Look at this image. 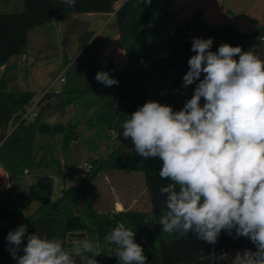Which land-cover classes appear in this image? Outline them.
<instances>
[{
    "label": "trees",
    "instance_id": "1",
    "mask_svg": "<svg viewBox=\"0 0 264 264\" xmlns=\"http://www.w3.org/2000/svg\"><path fill=\"white\" fill-rule=\"evenodd\" d=\"M171 3L172 0H151L150 4H145L143 0H77L75 7H69L61 0H0V66L8 65L12 58L28 53L32 30L68 14L114 13L120 48L128 58V63L119 71L112 60L106 67H101L95 56L86 53L75 59L66 57L65 82L61 91L47 92L42 96L37 105L38 117L33 122L22 118L25 107L34 101L36 94L30 90H9L6 76L10 66H6L3 76L1 74L0 164L17 187L29 174L35 175V182L21 192L2 196L0 264H16L9 251L11 246L7 235L22 224L27 225L23 244L27 243V234L37 232L42 236L60 237L67 248H72L88 234L100 253L95 257L99 264H118L113 254L115 246L106 240L107 234L118 223L135 232V242L143 247L147 264H231L229 252L256 250L250 239L243 236L237 238L234 230L231 236L222 231L214 245L196 239L192 233L180 237L162 232L158 222L165 197L161 195L160 188L168 181L159 177L162 167L159 158L144 160L140 155L125 157L119 151H109L102 159L92 160L93 168L83 183L65 189L58 200L53 199L52 175L41 172L53 168L59 160L52 147L40 146L36 149L38 135H62L64 146L68 147L78 140L81 125L90 128L106 126L112 134L146 102L145 86L149 80L155 79L162 93L168 71L175 70L183 78L189 69L188 60L195 53L191 51V45L181 38L185 37L182 30L178 31V38H162L164 31L174 22ZM184 22L196 23L202 32L201 38H213L211 50L214 52L222 43L240 46L246 51L250 37L264 39V24H258L252 34L238 32L232 23L209 27L201 11L194 12L192 19ZM92 37L91 32L80 35L79 53ZM98 71H107L119 81L118 85L106 87L97 82L95 76ZM54 111L60 112L63 117L71 112L70 120L66 124L45 121V117ZM10 126L15 128L8 133ZM127 172L140 175L142 193L147 198L145 208L140 209L135 199L133 206L128 205L122 210L114 206L104 209L99 203L98 208L92 196H99L101 182L110 177L120 180ZM78 196L75 203L67 205ZM80 201L85 202L86 208L76 213L75 208ZM32 204H37V207L26 217L24 209ZM149 216L152 219L145 224ZM213 253L215 258H210Z\"/></svg>",
    "mask_w": 264,
    "mask_h": 264
},
{
    "label": "clouds",
    "instance_id": "2",
    "mask_svg": "<svg viewBox=\"0 0 264 264\" xmlns=\"http://www.w3.org/2000/svg\"><path fill=\"white\" fill-rule=\"evenodd\" d=\"M61 2L75 7L77 0ZM212 44L211 37L192 39L195 55L182 86L199 82L183 108L149 100L123 121L122 135L144 160L162 161L159 177L168 181L160 188L162 232L192 233L214 245L222 231L231 236L234 230L256 250L238 251L231 264H264V59L227 43L214 52ZM95 79L106 87L119 83L107 71ZM26 232L22 224L7 235L16 264H99L91 240L67 248L62 238L36 232L23 244ZM134 236L123 223L107 234L118 264H147Z\"/></svg>",
    "mask_w": 264,
    "mask_h": 264
},
{
    "label": "rangeland",
    "instance_id": "3",
    "mask_svg": "<svg viewBox=\"0 0 264 264\" xmlns=\"http://www.w3.org/2000/svg\"><path fill=\"white\" fill-rule=\"evenodd\" d=\"M259 1L260 0H225V10L227 11L230 9L231 13L234 15V17H236V20L233 23V27L238 32L243 34H252L258 24H264V8L262 9V11L260 10ZM172 19H174L172 20L174 22H172L169 27H175L177 25L178 20H175L174 15ZM98 27H91L90 29L86 28L87 30L83 31H94L97 30ZM47 28L46 26H43L38 29H34L29 33V53L27 54L29 57L35 58L36 53H38L39 51H44L51 46V35ZM116 33L117 25L115 21H113L109 23L106 29L99 35V38L97 39V43L99 45H96L92 48L97 53V63L101 67H105L109 63V57L106 56V52L104 51V49L107 45L111 44ZM77 45L79 44H77V42L73 39L71 45L69 46V44H67V48L65 47L70 57L76 54L78 49ZM86 50V47H84L80 53L78 52L76 58L81 55V53L88 54ZM248 50L259 55L261 59H264V42L261 38L250 37L247 40L246 44V51ZM14 59L19 61L20 66L18 67V69L16 68L8 71L6 78L9 81V90L11 92H20L25 89L23 88V85L27 84L28 65L26 63L27 61H25L26 56H20ZM3 68V66H0V74H2V76L4 75ZM62 69L63 65H61V67L59 66V69L55 71V75L53 76V78L61 73ZM65 71L61 76L64 75L65 77ZM202 78L203 75L201 76V79ZM58 79L60 80V78ZM59 80H57L58 83L56 84V87H58V89H61L64 84ZM182 85L183 78L181 77V75L175 70H170L166 74L162 93L159 92V87L155 79H151L147 82L145 86L147 95L146 102L149 100L157 101L162 104L172 106L174 111H179L183 108L185 102L192 97L196 83L194 85H189L187 88H184ZM41 98V96H38V99L35 98L30 106L34 107L37 100H40ZM203 103L204 101L202 98L201 104ZM69 114L71 115V113L68 112V114L63 117L60 112L54 111L45 117V121L49 122L50 124H66L64 123V120ZM69 120L70 119H68L67 121ZM13 128L15 127L10 126L8 129V133H10ZM120 130L122 131V128H120ZM40 146H45L47 148L52 147L54 150V155L59 160L53 168L41 171L46 174H51L54 179V200H58L63 195L65 189L76 186L79 183H83L84 178L90 172L88 169V164L91 163L92 160L101 159L105 157L109 153V151L116 149H118V151L123 156L138 155L134 151V144L131 141V138L125 139L122 134H110L106 126L90 128L86 125H81L79 128L78 140L71 143L68 147L64 146L62 135H56L55 137L38 135L36 141V149ZM29 175H31L30 180H32L29 183H34L35 175ZM29 175H26L23 178L20 187H17L13 181V183L2 194V196H8L9 194H13L15 192H21L26 188L28 189L29 185L24 183V180ZM141 181L142 180L140 175L132 172L124 173V175L120 177V180L110 177L109 180L107 179L104 182H101L100 189H98L99 192L97 193V196H99L92 197L95 199V203L98 208L99 203V205L103 204L104 209H110L114 206L117 210H122L128 205L133 206V199H135L137 200L136 204H139L138 207L140 209H143L147 205V198L144 193H142L143 187ZM98 198L101 200V202H99ZM36 207L37 206L35 204L26 207L24 209V215L26 217L31 215L35 211ZM85 208V202L80 201L78 206L75 208V212L81 213L85 210ZM1 216L2 215L0 212V218ZM85 239L90 240L88 234L87 237L84 238V240ZM84 240H81L80 243ZM236 253L237 252L232 251L229 252V255L233 259Z\"/></svg>",
    "mask_w": 264,
    "mask_h": 264
},
{
    "label": "crops",
    "instance_id": "4",
    "mask_svg": "<svg viewBox=\"0 0 264 264\" xmlns=\"http://www.w3.org/2000/svg\"><path fill=\"white\" fill-rule=\"evenodd\" d=\"M224 2L225 0H172L171 11L175 17V20L178 21L192 19L194 12L201 11L203 12V20L209 27H212L216 24H233L236 20V17H234L230 9L227 11L225 10ZM259 8L262 11V9L264 8V0L259 1ZM113 21H115L117 25V33L116 35H114L111 44L107 45L104 51L106 52V56L109 57L108 61L112 60L117 67H124L128 63V58L125 51L120 48L121 41L119 36L118 24L114 13L68 14L63 18L54 20L53 22L46 25V28L48 27L47 29L51 35L50 47H48L44 51H39L38 53H36L35 58H31L27 55L29 53L28 48V53L24 55L26 56L25 61H27L26 63L28 65V80L27 84L23 85V88H25L24 90H30L34 92L36 94V99H38V96L42 97L47 92H58L59 90H61L62 88L58 89V87H56V84L58 83V78H60L62 73L66 70L64 67L65 58H76L79 49V45H77L78 49L76 54L70 57L67 53V49H65V47L67 48V44H69L70 46L73 42V39L77 42V44H79V36L83 32H91L93 33V37L85 46L88 50H86V52L89 55L95 56L97 58V53L92 48L96 45H99L97 43L99 35L106 29L107 25H109V23ZM91 27H98V29L94 31H83L87 30L86 28L90 29ZM92 42L93 45H90V43ZM14 58L10 60L8 65L3 66L4 71L6 66H10V70L16 68L18 69L20 63ZM61 65H63L62 72L59 73L55 78H53V76L55 75V71L59 69V66L61 67ZM38 101L39 100H37V102ZM69 115L65 118L64 123H67V120L70 119ZM114 133L116 135H121L122 131L119 128ZM116 151H118V149H116ZM30 179L31 175L27 176L24 180V183L29 185V187L33 184V182L29 183L32 181ZM11 184L12 180L10 175L3 169L0 164V202L2 200V194L8 189ZM35 205L37 206V204Z\"/></svg>",
    "mask_w": 264,
    "mask_h": 264
},
{
    "label": "built area",
    "instance_id": "5",
    "mask_svg": "<svg viewBox=\"0 0 264 264\" xmlns=\"http://www.w3.org/2000/svg\"><path fill=\"white\" fill-rule=\"evenodd\" d=\"M182 30L185 34V37H181L184 41H186L189 45H191L192 39L194 37H200L202 36V32L197 26L196 23L186 24L183 20H180L177 22V25L175 27H169L164 31L162 34V38L164 40H170L175 39L179 37L178 31ZM264 41V39H262ZM118 70L120 71L121 68L118 67ZM1 76V74H0ZM60 81L62 83L65 82L64 75L60 77ZM38 102L34 105V107H31L30 104L25 107V113L23 115L22 120H25L27 122H33L38 117V108H37ZM92 164H88L89 171L92 170ZM85 171V170H83Z\"/></svg>",
    "mask_w": 264,
    "mask_h": 264
},
{
    "label": "water",
    "instance_id": "6",
    "mask_svg": "<svg viewBox=\"0 0 264 264\" xmlns=\"http://www.w3.org/2000/svg\"><path fill=\"white\" fill-rule=\"evenodd\" d=\"M120 163H125V162H120ZM79 197H80V196H78L77 198H75L73 201L69 202L67 205H68V206H69V205H72L73 203H75V202L78 200Z\"/></svg>",
    "mask_w": 264,
    "mask_h": 264
}]
</instances>
